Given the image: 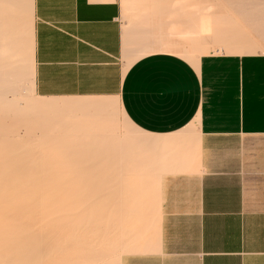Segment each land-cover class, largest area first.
<instances>
[{
  "label": "crops",
  "instance_id": "1",
  "mask_svg": "<svg viewBox=\"0 0 264 264\" xmlns=\"http://www.w3.org/2000/svg\"><path fill=\"white\" fill-rule=\"evenodd\" d=\"M156 6L126 29L122 0H32L33 95L117 97L143 131L190 133L167 147L147 250L121 264H264V53L157 50L177 27Z\"/></svg>",
  "mask_w": 264,
  "mask_h": 264
},
{
  "label": "bare ground",
  "instance_id": "2",
  "mask_svg": "<svg viewBox=\"0 0 264 264\" xmlns=\"http://www.w3.org/2000/svg\"><path fill=\"white\" fill-rule=\"evenodd\" d=\"M123 1L125 4L123 6L127 7L130 0ZM27 2H30V7L26 5ZM254 3L257 4L255 5ZM261 4H264V0H253L246 3V6L242 5L245 9L241 11L244 12V17L243 15L242 17L245 21L257 32L259 37L264 39V7L261 6L258 8L261 11L260 14H257L259 12L255 14L252 11L254 6ZM191 5L189 3L171 2L170 6V3H160V11L171 10V13L175 12L173 15L175 19L173 21H175L177 27V34L176 39H174L175 42L172 45H163V38L161 37L160 42L162 46L158 47L157 50L174 53L173 55H179L180 58L187 59L192 56V46H200L202 42L207 43L206 38L208 37L204 31L205 26H210V24L205 25L201 16H197L196 21H193L189 11ZM204 7L206 8V6ZM207 13L209 12L207 11ZM212 13L215 12L213 11ZM231 14L230 17L232 18L233 16ZM225 15H227L226 12ZM32 17V0H0V90L7 89L13 93H19L22 96H25L29 91L33 93V34L30 35ZM135 25H132V27ZM160 26L155 27L159 29ZM159 30L162 31L161 28ZM161 35L159 34L157 36L159 37ZM152 50L155 51V49ZM231 50L228 49V51ZM138 51L140 49H137V51L135 49L132 52L133 57L127 58L126 65L129 66L134 59L141 58L140 55H145V51L136 54ZM155 53L158 52L155 51ZM200 54L201 52L198 50V55ZM196 119L197 117L193 120ZM124 123L127 128H123L122 136L123 138L126 137L128 141L126 140V143L125 141L120 144L118 143L119 145L115 149H113L114 146H110L115 153L108 149V147L107 149L115 155L108 151L104 153V151L105 156L109 154L110 157L107 160L105 159L106 161L104 160L105 162L101 164H95L97 159L99 160L98 157L95 159L96 162L94 161L93 163V159L90 160L91 155L96 152L95 156H97L99 152L98 156H100V153L102 156V151L106 149L102 144H106L107 142L108 145H111L114 142V138L111 136H105L106 138L102 137L103 139H101L104 141L100 142H103L101 146L104 149L101 146V149L95 147V150L98 149L100 151L93 149L94 153L92 149H90L92 153L89 150V145L95 141L93 139L91 140L92 136L90 140L85 139L88 140L85 144L82 142L80 147L77 146L79 147L77 148L78 150L75 149L76 145L73 144L76 141V136L75 138L72 136L75 141L71 140L72 138L70 136L67 138L69 143L73 141L72 144L75 148L71 143L72 146L70 144L62 145V141H58L59 143L62 142L60 145L54 141H49L44 145L43 143H35L31 140H24L23 145H20L10 139H5L0 143V264H12L15 260L14 258L17 259L14 261L16 264H32L31 258L28 259L27 256L22 257L24 258L23 261L20 260V257H16L20 255L17 254L15 256L18 252L26 253L25 251L27 250L25 249H27V245L32 246L30 247L34 249L35 256L38 258L35 260L36 257L34 256L33 263L39 260L38 264L45 261H51L49 264H58L60 261H56V253L58 249L60 250L58 248L61 245L58 243L59 240H62L63 243L61 247L65 246L62 248V250H66L64 253L69 252L64 256V263L70 261L71 264H111L112 260L117 256L119 249L125 250L127 246L130 247L138 240L141 241L147 234L149 235V226L155 222L154 219L156 217L154 218V215H156L155 210L157 206L151 207L150 209L152 211L142 214L138 211V203L158 204V199L156 195H153L154 193L149 195L148 192L147 196L144 195V191H141L140 188L145 187L147 189L151 187L150 190L155 192L154 186L157 183L156 181H158V177H156L157 173L152 172V174L147 171V165L149 164L147 160L150 157L143 153V148L140 147L139 149L137 147L142 143L145 144V131L133 124L126 114ZM190 126L193 127L192 125ZM197 128L199 127L194 129L197 130ZM150 136L152 137V135ZM150 136L149 139H151ZM155 137L154 135V140L151 142L152 145H154L153 141H155ZM84 138L82 139L84 140ZM139 138H144L142 140L143 142L140 141L142 142L141 144H139ZM90 141H92L91 144ZM100 142L97 141L94 144L97 146ZM116 149L118 152H116ZM155 149L153 151H156ZM142 154L148 158L146 159ZM149 155L152 156V154ZM156 156L158 157L157 154H155ZM32 170L41 176L35 178L38 174L36 176H33L35 172L29 174ZM153 171L155 170L153 169ZM47 172H50L49 176ZM58 172H62L63 174H57ZM45 173L47 174L44 175ZM51 173L56 174L51 175ZM30 175L34 179L32 177L30 180ZM45 177L53 178L52 180L49 179L51 181L46 184L50 183L51 186H49H53V188L56 185L55 190L48 189V191H44L42 187H38V185L42 184ZM34 180L36 183H34ZM35 184H38V189L33 188L34 190L32 189L30 191L31 188H28L32 185L34 187ZM59 184L61 187L58 186ZM46 193H51L50 196L54 195L50 197ZM23 194H26L27 198ZM16 195H19L21 198L15 197ZM16 200H18L17 203L21 207L15 203ZM44 200H46L45 206L42 205ZM25 201H27L25 204L30 202L28 206L23 204ZM12 203L18 206L12 205ZM29 219L33 220L29 221ZM44 219H49V221L44 223L42 222ZM147 241L150 243L149 240ZM65 243H67V246L64 245ZM139 243L141 245V242ZM134 246L133 251L138 247H136V244ZM53 252H56L54 253L55 255ZM10 253L13 254H11L13 256L11 260H14H5V257ZM57 255L60 256V253H57Z\"/></svg>",
  "mask_w": 264,
  "mask_h": 264
},
{
  "label": "rangeland",
  "instance_id": "3",
  "mask_svg": "<svg viewBox=\"0 0 264 264\" xmlns=\"http://www.w3.org/2000/svg\"><path fill=\"white\" fill-rule=\"evenodd\" d=\"M169 1L170 2H177V3L192 4L189 11H190V14L192 15L193 21H196L197 16H201L202 21L205 23V25L210 24V26H205V31H204L205 34L207 35V37L209 38V39L206 38L207 43L202 42L200 46H195V45L192 46V48H191L192 56L187 58L188 61L193 62L199 56L198 50H200L201 54L202 53H209V52H214V53H219V52H233V53L234 52H237V53L262 52V53H264V39L259 37L257 32H255L254 29L249 25V23L247 21H245V19L243 18L244 12L241 11L242 9H245V8H243L242 5L246 6V3L251 2L253 0H218L219 3H217L218 1L216 2V0H130L129 5H127V7L124 6L125 9L122 10L123 11V17L127 23L125 28L129 29L132 27V25L136 24L138 17H143V15L145 14L144 11H147V10L149 11V10L153 9L152 6L157 4L156 8L160 10V7H159L160 3H169ZM254 1H256V0H254ZM122 2H123V5H125L123 0H122ZM254 4L256 5L257 3H254ZM26 5L30 7V2H27ZM198 6H200V8H198ZM204 6H206V8ZM261 6L264 7V4L254 6V8L252 10L253 13L256 14L257 12H259L257 14H260L261 11H259L258 8ZM234 7H235V9H234ZM205 10H207L209 13H207V11H205ZM215 10L217 11V14H216ZM233 10H235V11H233ZM213 11L215 13H212ZM224 11L227 13V15H225ZM218 12H220V13H218ZM238 12H239V14H238ZM199 13H202L203 16H202V14H199ZM228 13H230V14L232 13L231 16L234 17V18L232 17L234 20L230 17V14H228ZM195 14H197V15H195ZM205 15H207V16H205ZM242 15H243V17H242ZM238 17H240V18H238ZM234 22H236V23H234ZM213 23H214V25H213ZM230 25H232V26H230ZM32 27L30 28V32H31L30 35L32 34ZM228 49H232V50L228 51ZM126 61L127 60H125V68L128 67V65H126ZM31 93H32V91H29V93L27 92V94L25 96H22L21 94L19 95V93L18 94L13 93L7 89H1L0 90V143L3 142L5 139H10V140H12L15 143H18L20 145H23L24 140H31V141H34L35 143L36 142L37 143H43L44 145H46V143L49 141H54V142L62 141L63 142V143L61 142L62 145L63 144L69 145L70 143L72 144V142L76 140L75 142H73V144L76 145V148L73 144L72 145L75 149H77L82 145V142H84L83 144H85L86 141H88L85 139L90 140V137L92 136L91 140L93 139L95 141H93V143H92V141H90V144L91 143L92 144L89 145V150L90 149L95 150V147L98 149L99 148L101 149V147L103 146L104 148L106 147V149L109 147L108 149L112 150L115 153V151L113 149H115L121 142L125 141V143H126L128 141V139L126 137H125L126 138L125 139L122 136L123 128L125 129L127 127L124 123L125 122V114H124V111L122 110V108L120 106V101L117 97L37 98L33 95V93L32 94ZM47 102H50L49 110L41 109L40 106H42L43 104H45ZM184 129L181 130L182 133L181 132L179 133V135L181 134L179 136L180 141H184L190 135V133H188L187 129L186 128H184ZM150 135H152L153 139ZM154 135L157 138L155 137V141H153L154 145H152L151 142H152V140H154ZM69 136L71 138H72V136H74V138L76 136V138H75V140H74V138H72V139L70 138L73 141H70V143H69V141H67V138H69ZM83 136L86 138H84ZM105 136L106 137H109V136L113 137L114 138L113 144L108 145L107 142H106V144L105 143L102 144L103 142H100V141H104L102 139L106 138ZM149 136L151 139H149ZM144 137H145V140H146V138H147V140L145 141L144 138H141V139L139 138V144H141L143 142L142 140H144L145 144L142 143L140 146L137 144L138 145L137 147L139 149H140V147L143 148L144 149L143 153H145L146 156L150 157V158H148L144 154H142L143 157H146V159L148 158L147 161L149 164L147 165V169H148L147 171L151 172V173L154 172L155 174L157 173L156 177H158L157 178L158 181H156L157 183L154 186L155 192L153 190L152 191L150 190L151 187H149L147 189H145V187H141L140 190L144 191L143 193L146 196L148 194L151 195V193L152 194L154 193L153 195H156V197L158 199V196L160 195V194L158 195V192H159V188H160V184H161V176L170 171V160L168 158V155L171 156V153L169 152L167 154V147H169V145H171V144L172 145L177 144L178 141L176 139H179V137L173 139V137L168 138V136H163V135L157 136L156 134H150L146 131H145ZM43 138H45V139H43ZM82 138H84L85 141ZM40 139H43V140H40ZM70 139H68V140H70ZM119 139H120V142H119ZM97 141L100 143L96 146L94 143L95 142L97 143ZM140 141H142V142H140ZM131 142H133V140H131ZM61 143L58 142V145H60ZM101 144H102V146H101ZM146 145L148 146V148L150 150L147 148ZM151 145H152V147H151ZM77 146H79V147H77ZM110 146H114L113 149H111L112 147L110 148ZM144 146L146 147V149ZM155 147H156V149H155ZM98 149H96L95 151H100ZM106 149H104L102 151L103 157L101 156V153H100V156H98L99 152H98L97 156H95L96 152L94 153V150H93L94 154L91 155L90 160L93 159L92 162L94 163L95 159H97V157H98L100 161L97 159V162L95 161L96 162L95 164L104 163L107 160V158L110 157L109 154H107L109 156H107V155L105 156L104 153H107L106 151H108L109 153L113 154V152H111L108 149L106 150ZM154 149L157 151V153H155L156 151H153ZM147 150H148V152H151L149 154H152V156L154 153V156L153 157L150 156L148 154ZM158 151H159L160 155H159ZM90 152L92 153L91 150H90ZM116 152H118L117 149H116ZM155 154H157L158 157L157 156L155 157ZM113 155H115V154H113ZM153 158H154V160H153ZM160 158H161V160H160ZM149 159H150V161H149ZM153 164H154V166L156 165L158 167L156 168V166H155V168H154ZM153 169L155 171H153ZM32 172H35V174H33V176H36L38 174V173H36V171H33V170L29 174H32ZM47 173H45L44 175L47 174L49 176L50 172H47ZM52 174H56V173H51V175ZM57 174H63V173L58 172ZM95 174H96V172H95ZM30 176H29V178L31 180V178L33 176L32 175H30ZM39 176H41V175L38 174V176H36L35 178H38ZM45 178H44L41 185L35 184L34 187H32L33 186L32 185L28 189L31 188L30 189V191H31L33 188L38 189V187H42L44 189V191H48V189L49 190L50 189L55 190L56 185L53 188V186L50 187L51 186L50 183L46 184V183L50 182L53 178L52 177H45ZM32 179H34V177ZM49 179H51V180H49ZM35 180H34V183H36ZM36 181H38V180H36ZM31 182H33V181H31ZM29 183H30V181H29ZM37 185H38V187H37ZM58 186L61 187L60 184ZM145 192H146V194H145ZM46 194H48L49 196L51 195V193L50 194L46 193ZM19 195H21V194H19ZM19 195L18 196L16 195L15 197H20ZM23 196L25 198H27L26 194L25 195L23 194ZM52 196H50V197H52ZM44 198H45V196H44ZM17 202H18V200H16L15 203L18 204ZM22 203H20V204H22ZM25 203H27V201H25L23 204H25ZM29 203L25 204V205L28 206ZM13 204L14 203H12V205ZM45 204H46V200H44L42 202V205L45 206ZM158 204H159V201H158ZM158 204L144 203V202L138 203V211L142 214H144L145 212L152 211L150 208L157 206L156 210H155L156 215H154V218L156 217L154 219L155 222H153L149 226V231H148L149 235H150V232L155 230L157 222H158V220H157ZM18 205H15V206H18ZM25 205H23V206H25ZM31 220H33V219H29V221H31ZM48 221H49V219H44V221H42V222L46 223ZM153 226H155V227H153ZM45 229H46V227H45ZM147 235L144 236V238L145 237H147V238H145V239L142 238L141 241L138 240L137 242L134 243V245L136 244V247L137 246L139 247V248L137 247L135 251H133L134 247H135L133 244L130 247L127 246L125 248V250L119 249L117 256L112 260L111 264H121L120 259H122V257L126 253H130V252L132 253V251L133 252H140V248L143 250H147V247L149 245L148 243L146 244V242H148L147 240H148V236H149V235L148 236ZM142 240H143V242H142ZM139 242H141V245ZM58 243H59V245L61 244L60 247H58V248H60L61 251L59 249L57 250L58 251L57 253H60V256L57 255L56 252H53V254L56 253L57 258L59 257L58 259L56 258V261H58V260L60 261V262L58 261L59 263L58 262L57 263L58 264H71V262L69 260H68L69 262L67 261L68 263H64V261H63L64 256L67 255V253H69V252H67L65 254L64 252H66V250L65 251L62 250V248L65 247V246L61 247V246H63L62 240L61 241L59 240ZM64 245L67 246V243H65ZM142 245H143V247H142ZM27 246H26L27 249H25V250H27V251H25L26 253L23 252L24 255L22 252H18L15 254V256L17 254L20 255V256H16V257H20L21 259L20 258L19 259L21 261H23V259H24L22 257L27 256L28 259L31 258L32 264H36V263L38 264L39 260L34 261V263H33V259L35 257H36L35 260L38 259L37 256H35L36 253H35L34 249L31 248L32 247L31 245H27ZM132 247H133V249H132ZM131 249H132V251H131ZM11 254L12 253L8 254L7 255L8 258L5 257V260L6 259L11 260V258L13 257L12 256L13 254L12 255ZM62 254H64V255L62 256ZM21 255H23V256H21ZM14 259L17 260L16 258H14ZM5 260H3V261H5ZM13 260H11V261H13ZM14 261L12 264H16ZM16 262H18V261H16ZM49 263H51V261H45L41 264H49Z\"/></svg>",
  "mask_w": 264,
  "mask_h": 264
}]
</instances>
